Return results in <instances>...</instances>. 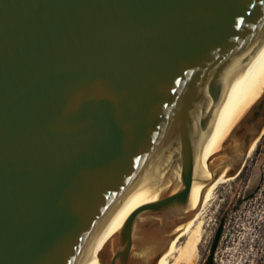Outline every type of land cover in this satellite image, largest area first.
<instances>
[{"label": "water", "instance_id": "obj_1", "mask_svg": "<svg viewBox=\"0 0 264 264\" xmlns=\"http://www.w3.org/2000/svg\"><path fill=\"white\" fill-rule=\"evenodd\" d=\"M263 130L264 0H0V264H155Z\"/></svg>", "mask_w": 264, "mask_h": 264}, {"label": "rangeland", "instance_id": "obj_2", "mask_svg": "<svg viewBox=\"0 0 264 264\" xmlns=\"http://www.w3.org/2000/svg\"><path fill=\"white\" fill-rule=\"evenodd\" d=\"M264 135V130L261 138ZM246 158L240 173L218 185L206 209L202 238L198 245L196 264H202L209 254L213 236L220 228L219 238L211 255V264H264V161L260 166V181L248 199L242 191L259 156L258 145ZM204 237V238H203ZM185 234L179 242L185 240Z\"/></svg>", "mask_w": 264, "mask_h": 264}, {"label": "bare ground", "instance_id": "obj_3", "mask_svg": "<svg viewBox=\"0 0 264 264\" xmlns=\"http://www.w3.org/2000/svg\"><path fill=\"white\" fill-rule=\"evenodd\" d=\"M257 143V142H255ZM255 144H252L248 150L247 157L253 151ZM246 157V158H247ZM244 165V164H243ZM235 177H230L223 181H213L210 184V188L206 197L195 205L194 214L184 224H181L175 229V234L172 240L169 242L167 249L161 254L155 264H196V257L198 253V245L202 238V226H203V209L209 205V201L212 199L214 189L226 181H230ZM185 234V240L179 242L180 236ZM204 238V237H203Z\"/></svg>", "mask_w": 264, "mask_h": 264}, {"label": "trees", "instance_id": "obj_4", "mask_svg": "<svg viewBox=\"0 0 264 264\" xmlns=\"http://www.w3.org/2000/svg\"><path fill=\"white\" fill-rule=\"evenodd\" d=\"M250 196H248L247 198L245 199H248L250 198ZM219 233H220V228H218L213 236V239L211 241V245H210V249H209V254L206 258V264H211V255H212V251L213 249L215 248L216 244H217V241H218V238H219Z\"/></svg>", "mask_w": 264, "mask_h": 264}, {"label": "flooded vegetation", "instance_id": "obj_5", "mask_svg": "<svg viewBox=\"0 0 264 264\" xmlns=\"http://www.w3.org/2000/svg\"><path fill=\"white\" fill-rule=\"evenodd\" d=\"M263 144H264V135H263V137L260 139V143H259V145H258V148H259V151L261 152V147L263 146ZM260 177H261V175H260ZM260 181V180H259ZM202 264H206V259L203 261V263Z\"/></svg>", "mask_w": 264, "mask_h": 264}]
</instances>
